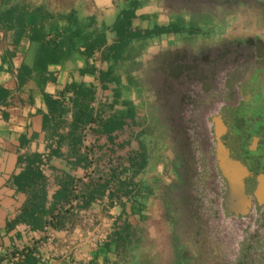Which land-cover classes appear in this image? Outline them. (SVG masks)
<instances>
[{"label":"crops","instance_id":"crops-1","mask_svg":"<svg viewBox=\"0 0 264 264\" xmlns=\"http://www.w3.org/2000/svg\"><path fill=\"white\" fill-rule=\"evenodd\" d=\"M158 1L149 0L136 10L131 31L146 30L155 25L166 26L170 21L205 26L202 32L190 26L188 31L168 32L132 41V46L139 45L137 54L146 62L150 61L145 59L147 54H156L159 62H163L166 56L185 50L189 45L203 46L228 36L255 33L243 25L253 19L256 10L239 13L225 2L192 1L186 6L188 11L176 13L171 2L168 1L165 10ZM101 2L108 7L105 0L97 1ZM81 4V0L30 4L26 24L37 18L42 32L52 35L67 26L60 16L72 10L81 17L94 16L93 12L80 8ZM35 7L40 8L39 13H34ZM101 8L99 21L109 25L111 10ZM5 10L0 0V264H86L92 261L95 264H156L147 261L141 246L132 252L133 255L128 254L126 248L116 247L113 235L126 223L136 231V246L139 245L140 219L148 206L141 204L142 210L132 212L131 207L137 206V201H127L122 196L116 201L114 196L111 197L113 189L109 172L94 176L95 160L109 159L111 152L107 150L100 158L96 157L93 147L95 131L92 136L84 134L85 127L98 126L99 122L95 120L81 127L80 144L74 143L68 125L72 118L70 100L73 92H67L66 88L70 83L92 85L94 95L89 108L101 119L125 115L132 109L134 119H126L124 128H133L134 137L143 133L139 122H143L146 113L143 108L145 103L152 101V96L141 88L138 90L136 83L132 82L133 72L120 71L117 72L120 84L115 98V84L100 81L97 76L99 71L104 72L110 66V61L102 58L103 47L95 51L90 60L79 53H72L61 63L49 64L46 70L38 68L35 61L39 43L31 39L29 27L21 29L12 21L7 22ZM114 42H110L106 32L104 47ZM97 53H100L101 62L106 64H102L101 69L98 66L100 61H96ZM88 66L96 69V75L79 73ZM48 100L57 101L58 105L53 108ZM96 102L106 103L110 108L108 115H103V109L94 105ZM105 141L106 136H103L99 142L103 144ZM130 154L136 155L134 152ZM107 166L109 170L110 164ZM160 166L158 164L157 168ZM66 179L72 182L68 196L65 200L55 201L60 185ZM100 185L106 187L101 194H95ZM32 194L37 195L38 201L31 197ZM41 195L43 199L40 202ZM83 195L90 197L86 204ZM40 203L43 209H33ZM154 206L151 210L158 209V201ZM155 229L149 230L150 235L158 236ZM197 257L179 246L171 256L167 254L166 260L167 264H208L204 263L205 256Z\"/></svg>","mask_w":264,"mask_h":264},{"label":"flooded vegetation","instance_id":"flooded-vegetation-1","mask_svg":"<svg viewBox=\"0 0 264 264\" xmlns=\"http://www.w3.org/2000/svg\"><path fill=\"white\" fill-rule=\"evenodd\" d=\"M168 1L174 4L176 13L188 11L186 6L192 1L225 2L239 13L257 11L243 25L255 33L228 36L203 46L189 45L166 56V64L159 74L171 81L168 88L172 91L176 114L171 122L181 134L182 157L175 164L181 178L171 201L176 209L174 218L186 220L187 240L181 241L182 248L197 258L205 256L204 263L224 264L222 250L227 244L226 236L223 232L212 233L209 224L210 219H220L219 207L224 211L223 217L229 214L236 219V224H239L237 220L247 218L246 223L254 227L242 238L235 264L241 262L239 255L246 249L260 256L247 264H264V187L263 192L251 193L247 213L230 209L224 202L227 182L217 158L213 122L215 117L229 116L231 132L237 137L247 168L256 175L264 174V0ZM158 3L163 5L162 0ZM192 26L199 28L205 24ZM207 192L212 193L206 199L209 208L204 206V197H201Z\"/></svg>","mask_w":264,"mask_h":264},{"label":"rangeland","instance_id":"rangeland-1","mask_svg":"<svg viewBox=\"0 0 264 264\" xmlns=\"http://www.w3.org/2000/svg\"><path fill=\"white\" fill-rule=\"evenodd\" d=\"M22 1L35 5L39 4V2L41 3L49 0ZM90 1L92 2L87 3V1L81 0L82 4L80 8L85 9L87 12H93L97 19H100L101 7H104V9L109 8L111 10V17L109 18L111 20L110 24L114 21L115 15L118 14L124 4V0H105L104 3H108L107 7L106 5L103 6L102 2L100 4L97 3L98 0H94L95 4H93V0ZM143 1L147 3L149 0ZM162 1V8L166 10L168 0ZM58 2H61V0H58ZM156 5H158V3H156ZM189 27L190 25L180 24L181 31H188ZM202 29H204V26L197 28L195 31L202 32ZM107 32L110 42H113L115 40L114 33L110 31ZM138 49L140 50L139 45H130L127 58L121 59V62L118 63L117 72H133L135 76L132 78V82L136 83L138 90L141 88L142 91L152 96V101L145 103L146 107L143 108V112H146L144 120L143 122H139L142 124L143 133L140 136L134 137L133 128L130 126L125 127L123 133L117 138L118 142H123L125 145L119 149L113 150V152L110 153L109 159L100 158L104 152H108V148L103 147L102 143L96 142L93 146L94 154L100 159L95 160L94 176L98 177L101 173L106 172H109L111 175L112 172H116L117 178L110 179V186L112 189L115 188L117 179L119 182H125L129 178L134 185H137V187L131 189V194L129 196H125L124 194L114 195V200L116 201L122 196L123 199L127 201L132 199L137 201L138 204L148 206V209H144V214L140 219L141 227L138 228L139 245H135L129 251L130 255H133L132 252L136 251L141 246L145 254L143 256L146 257L147 261L156 264H167V254L169 253L171 256L174 250L178 249L179 246L182 250L181 241L184 240L183 237L187 238L185 234L186 220L184 218H174L173 215L176 213V209L171 201L172 197L176 194V192L173 193L175 187L179 184V178H181L178 170L175 168L179 156L182 157V148L180 146L181 134L177 132L176 126L173 127V122H171L176 117L172 103V91L168 88L171 85V81L159 74L161 67L166 64L165 61L159 62V58L156 54L149 55L150 57L147 54L145 59L150 61H143L137 54ZM101 60L100 53H97L96 61H100L98 63L99 69H101L102 64L106 65L103 61L101 62ZM94 105L99 106L101 110L103 109L102 113L104 116L108 115L107 110L110 108H108L106 103L96 102ZM87 135L92 136V133L88 132ZM136 140H141L144 143V147L142 148ZM143 149L147 156L146 167L137 174H134L133 168L124 170L125 167H129L128 158L131 155L130 153L134 152L140 154ZM108 163L110 164L109 170L107 169ZM158 164L161 165L159 168H157ZM211 194L212 193L207 192L205 195L203 194V196H201L204 197L203 204L206 208L210 207L206 199L209 198ZM155 201H158L160 206H158L156 210H151L152 206L153 208L156 207L154 206ZM214 209L215 208L212 207L213 211ZM217 211V215H220V219L209 220L212 233H224L227 244L224 243L225 245L222 250L224 256L223 262L224 264H235L237 248L241 246L242 238H246L254 227L252 224L246 223V221H248L247 218L237 220L239 224H236V219H232L229 214L226 213V217H223L224 211L219 207ZM157 217L159 218L157 219ZM237 225L241 226L243 231L240 227L238 228ZM153 227L159 232L158 236H154L152 233L150 235L149 230H152ZM246 246L248 248V245ZM239 257L241 260L239 264H247V262H252L253 259L257 260L260 256L252 249L249 251L246 249Z\"/></svg>","mask_w":264,"mask_h":264},{"label":"trees","instance_id":"trees-1","mask_svg":"<svg viewBox=\"0 0 264 264\" xmlns=\"http://www.w3.org/2000/svg\"><path fill=\"white\" fill-rule=\"evenodd\" d=\"M2 4L6 7L4 11V17L7 22L12 21L18 24L21 29L23 27H29L32 32L31 39L37 41L38 48L36 53L35 66L42 70H46L49 64L61 63L68 55L72 53H79L84 57L92 58L95 51L104 48V59L110 61V66H108L106 71L98 72V79L104 81L105 83H114L116 89L114 90L115 98L118 97V86L120 84L119 74H117V66L119 61L127 55L128 49L134 40H143L145 38H152L159 36L168 32H179L181 31L180 24L170 21L166 26H153L146 30H134L131 31V21L135 18L136 10L142 6L143 0H124L120 11L116 15L114 21L110 25H106L105 22L99 21L96 16L81 17L78 16L75 11H70L68 14L60 16L67 22V26L62 30L54 34H44L39 28L40 20L33 18L30 24H26L25 17L28 13L29 3L22 0H1ZM40 8H43L42 6ZM39 7H35L34 13H39ZM113 32L115 35V42L104 47L106 43V32ZM81 75L89 74L96 75V69L93 66L84 67L79 70ZM66 91H72L73 97L70 100L72 103V118L69 125V134L73 137L75 144H80L79 131L88 122L93 120L99 122L97 128L95 129V135L97 142L103 136H106V141L103 142V146L108 148L110 152L115 149H119L125 145L123 142H118L117 138L124 131L125 120L134 119V111L132 109L128 110L125 115H111L104 119H101L98 115H94L93 111L89 108V103L94 95V88L92 85L85 86L80 83H70L67 85ZM51 105L55 108L58 105L57 101H51ZM62 111V110H61ZM64 112V109H63ZM138 143L143 148L144 143L138 140ZM81 160V159H79ZM129 165L134 169V174L143 170L147 165V156L144 151L140 154L129 156ZM31 174V173H30ZM34 176V173H32ZM117 174L112 172L109 178L115 179ZM71 180L66 179L60 185V191L56 194L55 201L65 200L68 196V187L71 186ZM116 185L113 190H111L113 198L114 195L119 193L129 196L131 194V189L137 187L128 178L127 181L119 182L116 180ZM106 185H100L95 192V194H101L102 189ZM31 197L38 201L37 195L32 194ZM115 197V196H114ZM84 203L90 201L89 196H82ZM43 199L41 195V200ZM33 209L41 210L43 209L42 203L40 205L36 204ZM142 210V205L131 207V211ZM113 239L115 241L116 247L122 249H127L129 251L136 245V231L132 230L130 224L126 223L118 230L114 235ZM86 264H95L93 261Z\"/></svg>","mask_w":264,"mask_h":264},{"label":"water","instance_id":"water-1","mask_svg":"<svg viewBox=\"0 0 264 264\" xmlns=\"http://www.w3.org/2000/svg\"><path fill=\"white\" fill-rule=\"evenodd\" d=\"M228 120L229 116L213 119L217 158L227 182L224 202L230 209L244 214L248 212L251 193L263 192L264 174L256 175L247 168Z\"/></svg>","mask_w":264,"mask_h":264},{"label":"built area","instance_id":"built-area-1","mask_svg":"<svg viewBox=\"0 0 264 264\" xmlns=\"http://www.w3.org/2000/svg\"><path fill=\"white\" fill-rule=\"evenodd\" d=\"M96 128H97V125H96V124L89 125V126L85 127V129H84V134L87 135L88 132H91V133L93 134V132L95 131ZM93 129H94V130H93ZM94 135H95V133H94ZM95 138H96V135H95ZM95 141L97 142L96 139H95ZM108 151H109V150H108ZM109 152H110V151H109ZM128 166H129V167H125L124 170H126V169H130V168H131L130 165H129V163H128ZM124 173H125V172H124ZM124 178H125V177H124Z\"/></svg>","mask_w":264,"mask_h":264}]
</instances>
